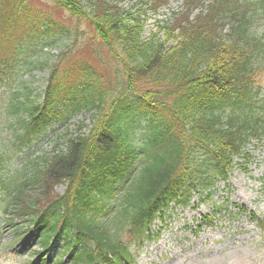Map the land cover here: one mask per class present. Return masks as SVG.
Segmentation results:
<instances>
[{
    "label": "trees",
    "instance_id": "16d2710c",
    "mask_svg": "<svg viewBox=\"0 0 264 264\" xmlns=\"http://www.w3.org/2000/svg\"><path fill=\"white\" fill-rule=\"evenodd\" d=\"M25 1L0 0V78L10 70L17 75L25 67H50L52 80L35 95L28 86L19 90L29 106L25 109V103L12 100L16 109L11 114L22 108V127L37 129L40 121L66 119L87 107L95 110L97 124L87 135L71 136L66 149L49 158L44 188L23 201L17 215L37 214V198L42 196L48 202L37 221L39 234L45 228L40 245L46 248L45 237L62 224L61 234L72 236L62 255L76 264L93 262L98 255L110 264L108 253L117 256L127 248L114 240L110 224L117 219L122 228L140 233L143 220L166 206L186 180L209 187L210 175H225L231 166L230 154L264 133L256 127L263 116L250 90L252 74L264 66V36L251 47L249 35L254 33L245 37L240 29L250 5L264 7V0L235 1L240 10L234 12L235 20L227 21L228 37L210 22L189 21L180 29V39L169 46L141 39L137 24L122 19L126 0H53L72 16L93 23L112 53L124 55L118 60L127 70L116 67L107 75L81 60L63 63L61 54L44 58L45 47L58 46L64 39L52 37L51 15L32 22L29 7L22 6ZM166 1L136 0V10L143 9L140 4ZM123 93L136 101L128 102ZM227 106L231 108L224 112ZM135 164L137 173L129 178ZM66 181V193L57 195L54 185ZM78 243L88 246L85 250L94 243L96 256L79 252ZM47 259L64 264L61 258Z\"/></svg>",
    "mask_w": 264,
    "mask_h": 264
},
{
    "label": "rangeland",
    "instance_id": "374dc122",
    "mask_svg": "<svg viewBox=\"0 0 264 264\" xmlns=\"http://www.w3.org/2000/svg\"><path fill=\"white\" fill-rule=\"evenodd\" d=\"M135 2V0H129L127 4H123L126 11L122 19L130 24L136 23L142 39L168 44L179 36L178 23L172 16L174 12H180L183 9L185 0H170L157 10L155 8L148 10L146 15L141 17L138 11H135V6L129 8ZM29 5H38L37 7L42 11L52 10L56 18L66 21L75 28L79 35L78 40L81 39V31L89 35L88 40L76 51H74L76 49L74 44L68 47L66 43H63L52 52L69 51L62 55L63 59L87 60L100 69V60L102 58L106 60L110 54L95 36L94 31L90 35L88 22L77 24L68 13L56 5V7L53 6L47 0H29ZM144 8H140L139 11H144ZM197 12L198 10L195 11ZM78 43L75 42V45ZM97 46H100L99 52L95 51ZM48 71L38 73L34 77L25 76V79L31 81L29 83L31 86H39L43 76L47 77ZM258 80L261 83L260 89L264 93V76L259 77ZM8 88L9 86H0V106L4 101L3 98L8 95ZM78 120H82V117ZM69 128L75 133L74 124ZM64 131L65 129L54 130L50 133L42 143L40 152H49L54 146L57 135L63 134ZM64 136L63 134L61 138ZM248 151L252 158L249 161L251 163L248 162L247 170L242 168L236 170L230 178L231 201L244 205L247 211L239 217H229L228 214H223V211L217 212L213 215L212 223L200 227H197L199 226L198 217L201 213L210 211L208 205L201 207L202 212L196 209L178 211L159 235L146 241L140 251V257L137 258V264H264V226L256 225V221L249 216L254 212L260 214L259 219L264 220V137L258 141L252 140ZM57 190L62 191V186H58ZM3 231L0 264H25V258L22 256L4 251L11 228H4Z\"/></svg>",
    "mask_w": 264,
    "mask_h": 264
}]
</instances>
